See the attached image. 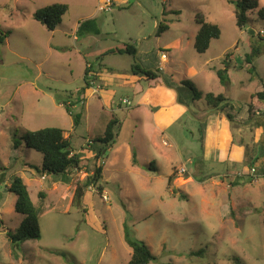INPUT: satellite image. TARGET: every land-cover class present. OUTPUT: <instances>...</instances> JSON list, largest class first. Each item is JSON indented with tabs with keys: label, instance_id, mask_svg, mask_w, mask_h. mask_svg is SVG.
Here are the masks:
<instances>
[{
	"label": "rangeland",
	"instance_id": "1",
	"mask_svg": "<svg viewBox=\"0 0 264 264\" xmlns=\"http://www.w3.org/2000/svg\"><path fill=\"white\" fill-rule=\"evenodd\" d=\"M100 1L0 0V264H127L132 250L125 222L150 247L152 264H264V175L250 170L254 159L264 161V148L257 142L260 130L249 124L250 116L264 114V103L252 98L264 90V21L254 12L238 27L234 11L241 0H112L105 13L97 11ZM57 3L69 10L51 32L33 15ZM199 14L221 32L204 54L194 49ZM91 18L101 35H77L79 24ZM159 24L168 27L160 35ZM126 44L136 47L139 65L175 87L176 103L186 109L166 132L169 138L152 129L132 87H110L102 98L106 106L98 89L86 93L89 67L93 87L101 67L131 75L134 58L104 55ZM254 48L260 54L248 65L245 57ZM186 81L199 92L224 95L238 112L233 124L218 114L230 125L229 135L209 160L203 151L210 111L203 99L194 100ZM75 115L81 117L77 128ZM113 116L123 128L103 159V190H87L84 213L73 205L74 192L93 174L92 142ZM45 128L64 130L83 158L69 182L37 172L43 156L23 141L27 131ZM198 171L203 182L194 176ZM13 176L24 180L35 204L40 192L47 195L41 239L17 248L8 237L23 220L9 191Z\"/></svg>",
	"mask_w": 264,
	"mask_h": 264
},
{
	"label": "trees",
	"instance_id": "2",
	"mask_svg": "<svg viewBox=\"0 0 264 264\" xmlns=\"http://www.w3.org/2000/svg\"><path fill=\"white\" fill-rule=\"evenodd\" d=\"M68 10L69 8L67 4L57 3L36 11L33 18L41 25L45 26L47 30L53 32L62 23V19ZM254 12L257 13V17L260 20L264 21V6H261L259 0L238 1L234 11L237 26L244 28L248 22L249 14ZM197 24L199 25V30L194 41V49L197 53L204 54L209 50L211 41L218 39L221 32L217 25L208 22L205 17L200 14L197 16ZM167 30L168 27L159 24L157 33L160 35ZM77 35L81 37L100 36L101 30L98 20L91 18L82 21L79 24ZM112 54L127 55L134 58L135 63L131 67V74L133 76L143 77L149 81H155L161 76L157 70V72L153 71L145 66L143 67L139 65L136 62L137 49L132 44H126L121 48L112 49L104 55ZM259 54V49L254 48L252 53L245 57L246 63L248 65L252 64L254 58ZM228 56L231 55L228 54L227 57ZM253 69L254 68L251 67L250 70ZM89 73L90 67L87 68L84 78L85 90L92 87V84L88 80ZM218 77L221 82L225 84L228 83V85L230 84V79L226 77V74H223V71H218ZM185 85L192 90L194 100L204 99L210 109L227 112L228 119H226L229 122H234L238 119L236 116L238 112L233 103L224 95L199 92L189 81H186ZM252 98H257L258 101L264 103V90L253 95ZM63 105L66 108H71L70 106H72H67V103H63ZM251 107L252 105L249 106V109ZM254 116H256V114L250 116L249 121H252ZM80 118V115L74 116V128H77L80 125ZM253 125L256 128H261L263 130L260 138V144L264 148V116H257ZM121 130L122 121L117 116H113L106 125L103 134L96 137L92 142V153L94 154L96 161L93 174L89 175L84 183L77 184L73 196V205L77 209H83L82 211L84 213L87 211L83 208V201L87 190L90 187H96L99 193L103 190L101 183L104 178L103 174L106 165V161L103 159H105L104 157L107 152L115 149ZM22 138L27 148L34 149L43 156L41 168L36 167L37 172L55 178L60 177L64 179L65 182H69L68 176L70 172L80 168L83 158L80 153L75 152L72 140L70 137H65L64 130L60 128H45L36 131H27ZM193 163H195V160ZM263 164L264 161H262V159L256 158L251 163L250 170H255L258 175H264ZM133 165H138L135 155L133 157ZM148 167L149 170L156 171L154 166L150 165ZM201 171L196 172L194 176L199 179L200 182H203L201 176L198 174L201 173ZM176 175L177 174L174 173L169 178V185H172ZM10 181L9 191L16 196L15 211L23 217L22 222L15 232L8 234L12 246L17 248L19 245L24 244L27 241L41 239L42 231L40 222L41 217L46 211V207L43 202L47 198V195L44 192H40L38 194V198L41 200V203L37 205L32 201L28 186L20 176H13ZM124 238L125 242L132 250L131 259L127 264H152L156 261V257L152 253L150 247L144 241L139 240L133 235L131 227L127 222L124 224ZM235 260L237 261L238 259L235 258Z\"/></svg>",
	"mask_w": 264,
	"mask_h": 264
},
{
	"label": "crops",
	"instance_id": "3",
	"mask_svg": "<svg viewBox=\"0 0 264 264\" xmlns=\"http://www.w3.org/2000/svg\"><path fill=\"white\" fill-rule=\"evenodd\" d=\"M106 71H111V70L107 67L100 68L99 73H96L97 74L96 87L92 86L90 89L86 90V93L91 90L98 89L99 94H101V98L100 100L99 98L97 99L106 106L102 98L103 96H105V94L108 93V89L110 87H129V86L132 87V89L135 90V94H137L139 97L137 106L145 107L144 109L147 111L146 114L152 118L151 122L152 125L154 126L152 127V129L153 128L158 129L159 130L158 132L161 136L169 138L170 136L167 135L166 132L169 130V128L173 126V124H175V122L178 121V118L186 110L183 106L176 103V95L174 93L175 87L173 85H169L166 81L164 82L163 75H161L160 78L155 81H149L146 78L136 77L133 76L132 74L129 76L124 74L109 73ZM120 81L123 82L120 83ZM145 81L148 82V85L146 88H143L141 84ZM178 101L180 100L178 99ZM109 108L112 109L111 111L112 114H114V111L118 112V109H114L113 106L110 107L109 105ZM206 108L210 111V115L207 118L208 120L206 124L207 133L204 141L203 157L204 159L209 160V156L213 154V150L220 151L221 149L225 148L226 140L229 135L228 127L230 125H227L226 122H224V124L219 122L221 120H219L218 114L221 115V112L210 109L207 106V104H206ZM257 116H264V114H260L258 112L255 118ZM255 118L252 121H250L249 123L250 125L251 123L252 124L254 123ZM223 119L226 118L223 117ZM234 122H231V124H233ZM122 128H123V122H122ZM135 128L137 129L138 126H136ZM258 129L260 130L259 132L260 134H258L257 136V142L259 143L260 142L259 137L261 138L263 130L261 128ZM193 159L194 158L192 157V160Z\"/></svg>",
	"mask_w": 264,
	"mask_h": 264
},
{
	"label": "built area",
	"instance_id": "4",
	"mask_svg": "<svg viewBox=\"0 0 264 264\" xmlns=\"http://www.w3.org/2000/svg\"><path fill=\"white\" fill-rule=\"evenodd\" d=\"M112 7H113L112 0H102V1H100V3L97 6V11L98 12H102V13L110 12L112 10ZM166 58H167V56L165 54H162L161 60L162 59L165 60ZM126 102H127V100H124V103H126ZM252 175L254 177H257L258 176L256 174V171L255 170H252Z\"/></svg>",
	"mask_w": 264,
	"mask_h": 264
},
{
	"label": "water",
	"instance_id": "5",
	"mask_svg": "<svg viewBox=\"0 0 264 264\" xmlns=\"http://www.w3.org/2000/svg\"><path fill=\"white\" fill-rule=\"evenodd\" d=\"M216 111H218V112H222L221 110H216ZM222 113H223V115L226 116V118H227V112L224 111V112H222ZM227 119H228V118H227Z\"/></svg>",
	"mask_w": 264,
	"mask_h": 264
}]
</instances>
